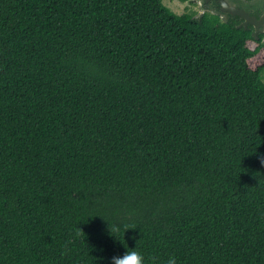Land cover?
Masks as SVG:
<instances>
[{
  "label": "trees",
  "instance_id": "16d2710c",
  "mask_svg": "<svg viewBox=\"0 0 264 264\" xmlns=\"http://www.w3.org/2000/svg\"><path fill=\"white\" fill-rule=\"evenodd\" d=\"M239 24L163 0H0V264L131 247L264 264V33Z\"/></svg>",
  "mask_w": 264,
  "mask_h": 264
},
{
  "label": "water",
  "instance_id": "95a60500",
  "mask_svg": "<svg viewBox=\"0 0 264 264\" xmlns=\"http://www.w3.org/2000/svg\"><path fill=\"white\" fill-rule=\"evenodd\" d=\"M201 17L205 12V6L208 5L213 14L220 16L224 21L229 19H242L238 27L248 29L253 27V37L259 38V34L264 33V11L262 14L256 12L258 3L263 0H200Z\"/></svg>",
  "mask_w": 264,
  "mask_h": 264
},
{
  "label": "rangeland",
  "instance_id": "374dc122",
  "mask_svg": "<svg viewBox=\"0 0 264 264\" xmlns=\"http://www.w3.org/2000/svg\"><path fill=\"white\" fill-rule=\"evenodd\" d=\"M163 3L174 13L176 14H184V13H195L196 15H200L201 13V1L200 0H163ZM210 7L205 6V11H210ZM251 47H255L256 43H251ZM264 61V49H262L254 58L250 60V66L252 68L257 67L262 64Z\"/></svg>",
  "mask_w": 264,
  "mask_h": 264
},
{
  "label": "clouds",
  "instance_id": "9594fccd",
  "mask_svg": "<svg viewBox=\"0 0 264 264\" xmlns=\"http://www.w3.org/2000/svg\"><path fill=\"white\" fill-rule=\"evenodd\" d=\"M264 163V159L261 160ZM115 231V228L113 229ZM111 264H146V258L141 250L136 247L126 249L122 255H113ZM163 264H177V258L174 255H169Z\"/></svg>",
  "mask_w": 264,
  "mask_h": 264
},
{
  "label": "flooded vegetation",
  "instance_id": "af4514ba",
  "mask_svg": "<svg viewBox=\"0 0 264 264\" xmlns=\"http://www.w3.org/2000/svg\"><path fill=\"white\" fill-rule=\"evenodd\" d=\"M264 11V0L262 2L258 3V7L256 8V12L259 14H262ZM238 21H240V24L242 23V19H238ZM239 24V25H240ZM253 28V27H252ZM254 30V29H253Z\"/></svg>",
  "mask_w": 264,
  "mask_h": 264
}]
</instances>
